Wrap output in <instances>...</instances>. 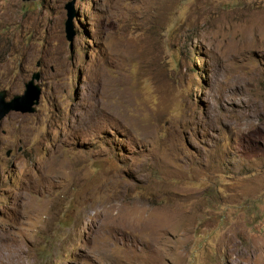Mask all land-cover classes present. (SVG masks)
Here are the masks:
<instances>
[{"label": "rangeland", "instance_id": "rangeland-1", "mask_svg": "<svg viewBox=\"0 0 264 264\" xmlns=\"http://www.w3.org/2000/svg\"><path fill=\"white\" fill-rule=\"evenodd\" d=\"M67 1L0 0V264H264V0Z\"/></svg>", "mask_w": 264, "mask_h": 264}, {"label": "water", "instance_id": "water-1", "mask_svg": "<svg viewBox=\"0 0 264 264\" xmlns=\"http://www.w3.org/2000/svg\"><path fill=\"white\" fill-rule=\"evenodd\" d=\"M22 1H34V0H22ZM66 12V19L64 22L65 37L68 41L72 42L76 34L74 28V18L76 16L75 0H69L64 4ZM40 73L35 71L32 73L30 79L24 84V91L22 94L13 95L7 99V91L5 89L0 90V122L10 112L20 113H33L36 110V105L39 102L41 88L37 81L39 80ZM10 150L7 151V155Z\"/></svg>", "mask_w": 264, "mask_h": 264}, {"label": "bare ground", "instance_id": "bare-ground-1", "mask_svg": "<svg viewBox=\"0 0 264 264\" xmlns=\"http://www.w3.org/2000/svg\"><path fill=\"white\" fill-rule=\"evenodd\" d=\"M1 257V256H0ZM1 263V262H0Z\"/></svg>", "mask_w": 264, "mask_h": 264}]
</instances>
